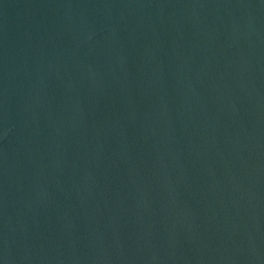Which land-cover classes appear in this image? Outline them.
I'll return each instance as SVG.
<instances>
[{"label": "water", "instance_id": "1", "mask_svg": "<svg viewBox=\"0 0 264 264\" xmlns=\"http://www.w3.org/2000/svg\"><path fill=\"white\" fill-rule=\"evenodd\" d=\"M0 264H264V0H0Z\"/></svg>", "mask_w": 264, "mask_h": 264}]
</instances>
